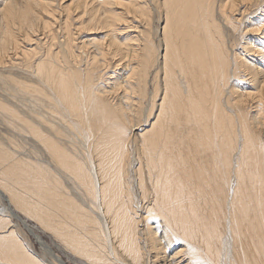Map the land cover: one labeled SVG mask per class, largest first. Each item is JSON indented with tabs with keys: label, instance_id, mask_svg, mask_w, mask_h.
Returning a JSON list of instances; mask_svg holds the SVG:
<instances>
[{
	"label": "bare ground",
	"instance_id": "obj_1",
	"mask_svg": "<svg viewBox=\"0 0 264 264\" xmlns=\"http://www.w3.org/2000/svg\"><path fill=\"white\" fill-rule=\"evenodd\" d=\"M0 125V264H264V0H0Z\"/></svg>",
	"mask_w": 264,
	"mask_h": 264
},
{
	"label": "rangeland",
	"instance_id": "obj_2",
	"mask_svg": "<svg viewBox=\"0 0 264 264\" xmlns=\"http://www.w3.org/2000/svg\"><path fill=\"white\" fill-rule=\"evenodd\" d=\"M1 132H6V130L3 129V127L0 125V133ZM0 207H2L1 202H0ZM21 216L23 218L25 216V219L27 217L24 213L21 214ZM27 223L34 229L35 232H37L40 235L41 239L45 241L47 245H50L53 248V251L55 252V254L56 255L58 254L59 258L62 259L65 264H87L86 262H83L82 260H80V258H76L72 256L67 250L62 248L60 245L54 244L50 239L49 231L46 228L42 227L39 223H38L39 225H37L36 224L37 222L34 219L32 218L27 219ZM16 228L19 234H21L22 241L25 242L26 247L32 252L31 253L32 255L36 256L35 258H38V260L42 262L43 264H52V262H55L43 250L39 242L35 240L34 236L28 233L27 229L23 226V224L20 221L18 222V225Z\"/></svg>",
	"mask_w": 264,
	"mask_h": 264
}]
</instances>
